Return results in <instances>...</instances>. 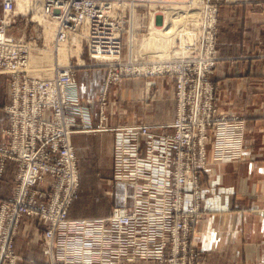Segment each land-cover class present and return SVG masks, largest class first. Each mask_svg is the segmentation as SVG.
Here are the masks:
<instances>
[{
    "label": "built area",
    "instance_id": "1",
    "mask_svg": "<svg viewBox=\"0 0 264 264\" xmlns=\"http://www.w3.org/2000/svg\"><path fill=\"white\" fill-rule=\"evenodd\" d=\"M220 3L0 0V72L9 75L11 94L0 177L8 160L18 163L14 190L0 203V264H18L14 239L26 216L44 220L41 248L53 264H202L193 243L206 210L202 179L212 162L244 155L245 120L219 112L211 79ZM139 9L183 21L177 53L158 67L176 80V117L164 132L146 124L117 127L114 179L133 185L132 202L107 216L72 218L79 189L72 134L91 127L77 70L121 68L123 35ZM20 17H31L33 36L10 33ZM124 66L120 75L143 69Z\"/></svg>",
    "mask_w": 264,
    "mask_h": 264
},
{
    "label": "crops",
    "instance_id": "2",
    "mask_svg": "<svg viewBox=\"0 0 264 264\" xmlns=\"http://www.w3.org/2000/svg\"><path fill=\"white\" fill-rule=\"evenodd\" d=\"M216 42L219 59L211 76L217 87L216 105L220 113L245 120L244 155L238 160L209 165L202 179L206 210L193 236V243L201 253L202 264H264V0L221 2ZM99 69L96 68L99 72H90L96 70L89 68L77 72L82 101L85 90L94 89L99 84L98 78L102 74ZM168 78L165 82L168 81L172 88L169 96H176L175 80ZM163 82L160 81V84ZM10 102V77L0 72V146L8 140L4 129L10 122L7 110ZM162 107L157 115L145 114L135 122L115 121L113 127L140 123L153 125L152 129L156 132H164L167 128L157 124L168 123L175 118L176 103L173 111L171 107ZM95 112L93 110L92 116L90 114V123L99 126V116ZM84 133L73 134L76 153L85 141ZM93 141L95 154L110 161L114 178L116 130H100ZM211 148L209 143L210 151ZM17 171L18 163L8 160L0 177V203L12 194ZM69 215L85 218L72 216L70 212ZM44 227V220L37 216L23 218L14 239L20 256L18 264L50 263L41 248ZM122 264L166 263L140 260Z\"/></svg>",
    "mask_w": 264,
    "mask_h": 264
},
{
    "label": "rangeland",
    "instance_id": "3",
    "mask_svg": "<svg viewBox=\"0 0 264 264\" xmlns=\"http://www.w3.org/2000/svg\"><path fill=\"white\" fill-rule=\"evenodd\" d=\"M223 1L224 0H221V2ZM165 16L166 15L153 14L140 9L133 15L131 23L127 26L128 30L123 35V66L121 68L119 67L116 70L110 71L109 66L102 64L100 66L91 65L82 67L77 70L78 72L81 69L89 68L91 70H96V68H100L99 70L102 71V74L99 76L100 78H98L100 82L96 88H88L85 90L86 95H84L82 101V103L88 107L91 116L93 110L98 113L99 126L91 125L89 128H81L76 131L86 133H84V143L79 146L80 149H77L79 189L77 197L71 204V211L69 210L72 216H105L109 213L111 214L117 206H127L131 204L134 187L130 183L116 181L112 177L110 161L100 159L95 154L93 139L96 134H98L100 130H111L113 128L116 130L117 127H113L115 121H122V123L135 122L140 120L138 117H144L145 114L149 116L154 114L157 115V112L160 111L162 106V108L165 107V109L171 107L173 111L176 103L177 111L178 99H175L177 95H174L175 97L173 94L169 96V94L172 93L170 91L172 88L169 86L170 84H168V81L165 82L166 79H169L168 77H173L167 72H161V69L158 67L177 53L175 47L179 36L175 38L173 43L171 42L172 45H169L168 50L169 48L171 49L170 54L165 57L150 56V24L153 21V17L158 25L163 24ZM27 18L20 17L18 23L10 28V33H13L17 37L33 36L35 33L34 26ZM129 37L132 39L131 42L128 41ZM88 57L87 54H84V59L89 63L90 59ZM126 64L128 66L135 65L138 67L143 65V72L139 70L136 74L120 75ZM160 81H164L163 84H160ZM102 110H104L105 113L103 122L101 119ZM163 111L162 109V112ZM106 118L108 119V124ZM144 120L146 119L144 118ZM171 122L169 121L168 123H160L157 125L167 128V124ZM150 126L153 127V125ZM197 230L198 227L196 232ZM48 260L50 261L49 264H53L50 258H48Z\"/></svg>",
    "mask_w": 264,
    "mask_h": 264
},
{
    "label": "bare ground",
    "instance_id": "4",
    "mask_svg": "<svg viewBox=\"0 0 264 264\" xmlns=\"http://www.w3.org/2000/svg\"><path fill=\"white\" fill-rule=\"evenodd\" d=\"M182 27L183 21L181 18L177 19L171 14L165 16L164 23L161 25H158L153 17V21L150 24L151 31L149 36L150 56L165 57L170 54L171 49L169 48L168 50V47L181 34ZM128 41L131 42L132 39L129 37Z\"/></svg>",
    "mask_w": 264,
    "mask_h": 264
}]
</instances>
